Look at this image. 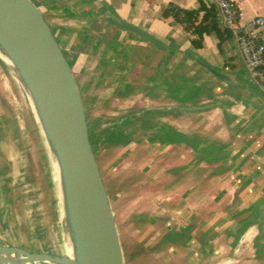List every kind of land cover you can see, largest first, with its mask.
<instances>
[{
    "label": "crops",
    "instance_id": "obj_1",
    "mask_svg": "<svg viewBox=\"0 0 264 264\" xmlns=\"http://www.w3.org/2000/svg\"><path fill=\"white\" fill-rule=\"evenodd\" d=\"M34 1L73 66L80 62L81 80L116 101L103 107L113 116L96 123L100 142L114 150V197L139 233L133 254H145L148 264H264V92L234 39L220 49L211 33L196 47L191 31L163 15L169 4L198 9L199 0ZM234 1L242 22L264 16V0ZM182 31L187 36L180 39ZM206 46L220 52L208 65L232 82L204 66L203 78H194L207 91L179 87L173 69L180 59L193 65L195 55L186 52ZM139 47L151 52L150 65L138 62Z\"/></svg>",
    "mask_w": 264,
    "mask_h": 264
},
{
    "label": "water",
    "instance_id": "obj_2",
    "mask_svg": "<svg viewBox=\"0 0 264 264\" xmlns=\"http://www.w3.org/2000/svg\"><path fill=\"white\" fill-rule=\"evenodd\" d=\"M107 19L122 29L160 43L126 20L110 16ZM0 58L28 97L47 150L59 218L73 250V256L65 252L30 251L9 245L0 238V264H126L76 74L41 8L33 0H0ZM208 69L232 82L228 75L212 67ZM206 107L186 106L185 109L195 111ZM52 158L59 170L61 205ZM7 213L5 210L3 222Z\"/></svg>",
    "mask_w": 264,
    "mask_h": 264
},
{
    "label": "rangeland",
    "instance_id": "obj_3",
    "mask_svg": "<svg viewBox=\"0 0 264 264\" xmlns=\"http://www.w3.org/2000/svg\"><path fill=\"white\" fill-rule=\"evenodd\" d=\"M184 36H187L186 31H182L179 38ZM190 51L186 53L191 54V57L195 55L193 65L187 66L180 59L182 64L173 69V76L178 77L179 87L199 86L200 89L196 91H207L208 84L203 82L198 85L195 78L200 75L201 79L203 78L205 67H211L208 65L211 62V54L220 52L218 49L212 50L209 46H206L205 51ZM150 53L146 48L139 47L136 51L138 62L150 65V60H146ZM197 66H200L201 70L190 75L189 72ZM73 68L86 105L89 125L94 130L95 137L93 135L92 138L93 142H96L95 145H98L97 158L106 186L110 189L108 192L116 212L115 219L125 251L126 264H148L150 260L145 254L134 255L132 252L139 233L132 218L124 211L123 205L114 197V150L112 147L104 148L98 137V118L113 116L104 115L103 107L112 108L116 101L98 97L94 94L96 84L91 82L88 85L81 80L80 62L74 63ZM139 85L143 86V83ZM172 86H175L174 82ZM144 102V98L138 100V109L145 108ZM58 208L47 150L28 97L16 81L12 70L0 58V238L9 245L30 251L63 253L66 234ZM5 210H8V213L6 221L3 222Z\"/></svg>",
    "mask_w": 264,
    "mask_h": 264
},
{
    "label": "built area",
    "instance_id": "obj_4",
    "mask_svg": "<svg viewBox=\"0 0 264 264\" xmlns=\"http://www.w3.org/2000/svg\"><path fill=\"white\" fill-rule=\"evenodd\" d=\"M210 2L218 9L222 27L233 32V39L248 72L264 92V16L258 15L244 23L240 8L234 0Z\"/></svg>",
    "mask_w": 264,
    "mask_h": 264
},
{
    "label": "trees",
    "instance_id": "obj_5",
    "mask_svg": "<svg viewBox=\"0 0 264 264\" xmlns=\"http://www.w3.org/2000/svg\"><path fill=\"white\" fill-rule=\"evenodd\" d=\"M199 1L201 5L198 9H187L177 5L169 4L164 8L163 15L164 17L173 16L175 20L182 23L188 31H191L195 35L192 42L196 47L203 46L205 35L215 33L219 39L218 46L221 49L223 43L227 39H233V32L228 28H224L220 25L218 9L214 4L209 3L207 0ZM64 53L67 56L65 50ZM69 63L73 68V63L70 60ZM93 135L95 137L93 127H90L91 141L94 147V151L97 155L98 145H95L96 142H93ZM108 190L110 192L109 187Z\"/></svg>",
    "mask_w": 264,
    "mask_h": 264
},
{
    "label": "bare ground",
    "instance_id": "obj_6",
    "mask_svg": "<svg viewBox=\"0 0 264 264\" xmlns=\"http://www.w3.org/2000/svg\"><path fill=\"white\" fill-rule=\"evenodd\" d=\"M2 56L4 57V59L7 61V63L12 66V63L11 61L4 55L2 54ZM52 170H53V177H54V182H55V185H56V189H57V194L59 195V203L60 205L62 204L61 203V192H60V178H59V170H58V167H57V164L55 162V160L52 158ZM63 213V212H62ZM61 213V215H62ZM68 237V235H67ZM64 252L70 256H73V250H72V245H71V241L68 237V239L66 240V243L64 245Z\"/></svg>",
    "mask_w": 264,
    "mask_h": 264
}]
</instances>
